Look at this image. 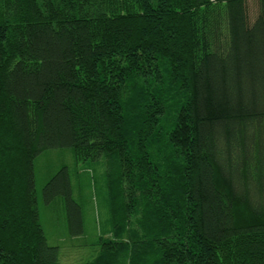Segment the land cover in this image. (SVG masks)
Masks as SVG:
<instances>
[{"label": "trees", "instance_id": "1", "mask_svg": "<svg viewBox=\"0 0 264 264\" xmlns=\"http://www.w3.org/2000/svg\"><path fill=\"white\" fill-rule=\"evenodd\" d=\"M248 1L0 0V264H60L36 180L60 149L104 166L112 238L87 264H264V0L252 20ZM42 199L84 232L67 166Z\"/></svg>", "mask_w": 264, "mask_h": 264}, {"label": "rangeland", "instance_id": "2", "mask_svg": "<svg viewBox=\"0 0 264 264\" xmlns=\"http://www.w3.org/2000/svg\"><path fill=\"white\" fill-rule=\"evenodd\" d=\"M248 8L252 20L258 9L257 0H249ZM63 166L70 170L74 198L83 207L84 232L79 235L70 232L64 217L61 219L63 224H60L55 212L45 205L42 199L43 187ZM87 168L84 165H76L70 149L46 152L36 162L41 218L49 244L61 248L60 264H87L93 261L101 250V241L112 238L111 214L106 204V186L100 179L104 166L99 164L95 167L96 173L92 170L88 172Z\"/></svg>", "mask_w": 264, "mask_h": 264}]
</instances>
